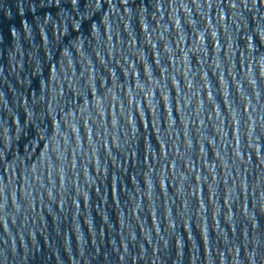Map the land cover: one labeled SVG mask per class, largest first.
Instances as JSON below:
<instances>
[{"label": "water", "instance_id": "1", "mask_svg": "<svg viewBox=\"0 0 264 264\" xmlns=\"http://www.w3.org/2000/svg\"><path fill=\"white\" fill-rule=\"evenodd\" d=\"M0 264H264V0H0Z\"/></svg>", "mask_w": 264, "mask_h": 264}, {"label": "snow or ice", "instance_id": "2", "mask_svg": "<svg viewBox=\"0 0 264 264\" xmlns=\"http://www.w3.org/2000/svg\"><path fill=\"white\" fill-rule=\"evenodd\" d=\"M73 2L75 3V0H73Z\"/></svg>", "mask_w": 264, "mask_h": 264}]
</instances>
